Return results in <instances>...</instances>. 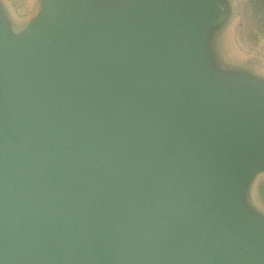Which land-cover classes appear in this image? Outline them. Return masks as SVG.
I'll list each match as a JSON object with an SVG mask.
<instances>
[{
    "label": "water",
    "instance_id": "obj_1",
    "mask_svg": "<svg viewBox=\"0 0 264 264\" xmlns=\"http://www.w3.org/2000/svg\"><path fill=\"white\" fill-rule=\"evenodd\" d=\"M234 5L0 0V264H264Z\"/></svg>",
    "mask_w": 264,
    "mask_h": 264
},
{
    "label": "trees",
    "instance_id": "obj_2",
    "mask_svg": "<svg viewBox=\"0 0 264 264\" xmlns=\"http://www.w3.org/2000/svg\"><path fill=\"white\" fill-rule=\"evenodd\" d=\"M236 12L233 18L231 32H230V47H234L238 57L244 58L251 63L258 65L255 57L248 52L243 51V47L240 44L241 40L249 43L250 45L264 44V0H243V7L241 8L239 2H235ZM243 9L244 20L242 24L238 23V16ZM241 30V31H240ZM241 33V39L239 42V34ZM232 51H234L232 49ZM259 66V65H258ZM262 67V66H260ZM263 68V67H262ZM264 69V68H263ZM257 196L260 203L264 206V176H262L257 184Z\"/></svg>",
    "mask_w": 264,
    "mask_h": 264
},
{
    "label": "rangeland",
    "instance_id": "obj_3",
    "mask_svg": "<svg viewBox=\"0 0 264 264\" xmlns=\"http://www.w3.org/2000/svg\"><path fill=\"white\" fill-rule=\"evenodd\" d=\"M6 1L14 9L16 14L21 18H26L29 15H31L36 10V7H37V0H6ZM235 2H236V0H235ZM237 2H239L240 7L242 8L243 7V0H237ZM243 20H244V13H243V9H242L239 16H238V23L241 24L240 29H242ZM231 39L232 38H229V45H230ZM240 39H241V33L239 34V42H240ZM240 44L243 47V51L248 52L250 55L254 56L255 60H257V62H258L259 67L262 66L264 68V44L254 46V45H250L249 43L243 41V39L241 40ZM232 49L234 50L233 52L235 54H238V52H235L236 50L234 47ZM262 67H260V68H262Z\"/></svg>",
    "mask_w": 264,
    "mask_h": 264
}]
</instances>
